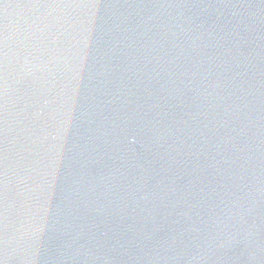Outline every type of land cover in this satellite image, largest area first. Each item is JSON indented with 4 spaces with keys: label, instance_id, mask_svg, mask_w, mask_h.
<instances>
[{
    "label": "water",
    "instance_id": "1",
    "mask_svg": "<svg viewBox=\"0 0 264 264\" xmlns=\"http://www.w3.org/2000/svg\"><path fill=\"white\" fill-rule=\"evenodd\" d=\"M0 264H264V0H0Z\"/></svg>",
    "mask_w": 264,
    "mask_h": 264
}]
</instances>
